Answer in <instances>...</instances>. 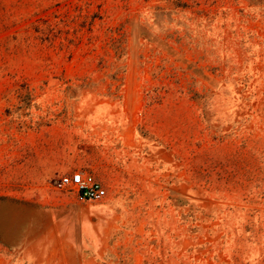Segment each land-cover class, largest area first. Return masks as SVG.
I'll list each match as a JSON object with an SVG mask.
<instances>
[{"label": "rangeland", "instance_id": "1", "mask_svg": "<svg viewBox=\"0 0 264 264\" xmlns=\"http://www.w3.org/2000/svg\"><path fill=\"white\" fill-rule=\"evenodd\" d=\"M0 264H264V0H0Z\"/></svg>", "mask_w": 264, "mask_h": 264}, {"label": "built area", "instance_id": "2", "mask_svg": "<svg viewBox=\"0 0 264 264\" xmlns=\"http://www.w3.org/2000/svg\"><path fill=\"white\" fill-rule=\"evenodd\" d=\"M56 187L74 193L82 201H100L108 193L106 186L99 178L82 169L63 175L56 182Z\"/></svg>", "mask_w": 264, "mask_h": 264}]
</instances>
